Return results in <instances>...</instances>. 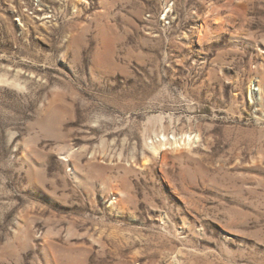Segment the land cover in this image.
Segmentation results:
<instances>
[{
    "label": "rangeland",
    "instance_id": "rangeland-1",
    "mask_svg": "<svg viewBox=\"0 0 264 264\" xmlns=\"http://www.w3.org/2000/svg\"><path fill=\"white\" fill-rule=\"evenodd\" d=\"M0 264H264V0H0Z\"/></svg>",
    "mask_w": 264,
    "mask_h": 264
},
{
    "label": "bare ground",
    "instance_id": "bare-ground-1",
    "mask_svg": "<svg viewBox=\"0 0 264 264\" xmlns=\"http://www.w3.org/2000/svg\"><path fill=\"white\" fill-rule=\"evenodd\" d=\"M188 139H189V138H188ZM163 140H164V138H163ZM163 140H162V141H163ZM189 140H190V139H189ZM187 141H188V140H187ZM163 143H164V142H163ZM186 143H187V142H186ZM164 144H165V143H164ZM160 145H161V144H160ZM180 145H181V144H176L174 147H175V148H176V147H180ZM182 145H185V141L182 142ZM162 147H163V146H162ZM156 148H157V147H156ZM158 148H159V146H158Z\"/></svg>",
    "mask_w": 264,
    "mask_h": 264
}]
</instances>
